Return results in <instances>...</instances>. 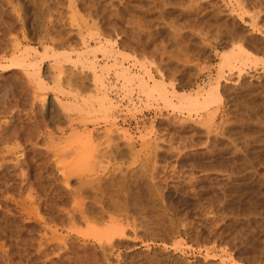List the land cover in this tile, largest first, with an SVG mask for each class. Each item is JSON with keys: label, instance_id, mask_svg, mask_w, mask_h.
I'll return each mask as SVG.
<instances>
[{"label": "rangeland", "instance_id": "1", "mask_svg": "<svg viewBox=\"0 0 264 264\" xmlns=\"http://www.w3.org/2000/svg\"><path fill=\"white\" fill-rule=\"evenodd\" d=\"M7 1L0 0V20L5 19L0 21L1 29L14 32L7 33V37L16 35L21 40L20 25H24L27 40L21 41V48L25 46L31 52L32 61L42 59V77L46 80L28 82L20 67L11 69L0 61V148L14 150L4 151L7 161H1L7 167L0 168V264H51L38 251L42 227L35 219L43 216L60 221L70 205L83 204L122 207L121 211L111 207L115 218L124 224L129 220L136 223L135 227L126 226L124 245L105 251L104 264H264V0ZM7 37L0 38L2 45H6ZM239 47L240 53L235 51ZM229 54L236 58L230 56V62L223 61ZM117 67L133 73L130 82L117 73ZM58 69L61 73L55 78L53 72L56 74ZM141 82H145L143 88L139 87ZM154 83L168 92L160 93ZM89 93L95 97L107 95L112 101L113 105H108L111 108H105L107 116L100 101H96L98 106L95 97L89 99ZM208 93V105L192 103L193 106L187 98ZM81 94L90 101L94 99L93 105L89 101L85 106L92 110L98 106L95 114H101H89L91 121L93 117L96 121H86L87 126L81 128L91 129L100 147L109 141L117 143L125 157L99 155L96 164L85 165L66 153L68 157L62 155L58 166L45 153L29 150L38 125L48 119L66 123L67 111L76 116L75 111L65 108L74 101L82 103ZM53 96H57L59 105L54 101L48 114L44 104ZM18 143L30 151L27 161L20 162L23 174L22 168L14 167V161H10L15 155L21 157L14 148ZM61 166L71 179L67 183H63ZM74 167L80 169L74 173ZM108 168L112 171L107 172ZM125 214L129 219L124 218ZM82 224L78 226L81 230L87 227ZM91 247L86 250L91 252L87 258L80 257L82 250L80 254L72 252L65 263L92 264L98 259L103 264V258L99 259L102 253ZM97 261L94 264H100Z\"/></svg>", "mask_w": 264, "mask_h": 264}, {"label": "bare ground", "instance_id": "2", "mask_svg": "<svg viewBox=\"0 0 264 264\" xmlns=\"http://www.w3.org/2000/svg\"><path fill=\"white\" fill-rule=\"evenodd\" d=\"M4 1V0H3ZM7 1V0H6ZM14 1V0H13ZM24 1V0H23ZM20 2V1H19ZM237 2V1H236ZM7 3H9V1H7ZM15 3V2H14ZM18 3V2H17ZM241 3V2H240ZM10 4V3H9ZM26 4V3H25ZM12 5V4H11ZM239 5V4H238ZM257 5V4H256ZM248 6V5H247ZM247 6H246V9H247ZM251 6V5H250ZM262 6V5H261ZM1 7V6H0ZM216 7V6H215ZM253 7V6H252ZM262 7H264V6H262ZM8 8V7H7ZM14 8V7H13ZM214 8V7H213ZM243 8V7H242ZM15 9V8H14ZM7 10V9H6ZM22 10V9H21ZM31 10V9H30ZM252 10V9H251ZM213 11H215V10H213ZM19 12V11H18ZM17 12V13H18ZM232 12V11H231ZM16 13V12H15ZM2 14V13H1ZM13 14V13H12ZM255 14V13H254ZM19 15V14H18ZM23 15V14H22ZM33 15V14H32ZM10 16V15H9ZM25 16V15H24ZM23 16V17H24ZM256 16V15H255ZM2 17V16H1ZM0 17V18H1ZM3 17H5V16H3ZM14 17H16L15 19L17 20V19H19V16H14ZM21 17V16H20ZM23 17H21V18H23ZM10 18V17H9ZM20 18V19H21ZM41 18H42V16H41ZM219 18V17H218ZM254 18V17H253ZM4 20L5 19H3L2 18V20H0V21H3L4 22ZM23 20V19H22ZM40 20V19H39ZM194 20H195V18H194ZM1 23V22H0ZM95 22H93L92 23V25L94 24ZM4 24V23H3ZM96 24V23H95ZM197 24V23H196ZM5 25V24H4ZM192 25V24H191ZM198 25V24H197ZM17 26V25H16ZM24 25L23 24H21L20 25V34H21V40L19 39V40H17V37H16V35H14V37H11V36H8L7 37V33H10L11 31L9 30V29H1V25H0V36L2 37V36H5V37H7L6 38V45H2V42H1V40H0V61H1V63L2 62H4L3 63V65L4 66H9V68H11V69H13V68H15V67H20L19 69H22V72H23V74L25 75V77L26 78H28L27 79V81L29 82V80L31 81L32 79H34V81H36V82H39V83H41L42 82V80H46V78H44V77H42L43 76V72L41 71V62H42V59H39L38 61L36 60V61H32L31 59V55L29 54V53H31V52H29V51H27L26 50V47L24 48L23 46V48H21V45H20V43H21V41H23V40H27V36H26V30H25V28L23 27ZM228 26V25H227ZM230 26V25H229ZM42 27V26H41ZM177 27H178V25H177ZM180 27V26H179ZM198 27V26H197ZM206 27V26H205ZM210 27V26H209ZM45 28V27H44ZM50 28V27H49ZM192 28V27H191ZM11 29V28H10ZM15 29V28H14ZM13 29V30H14ZM56 29V28H55ZM60 29V28H59ZM110 29V28H109ZM114 29V28H113ZM128 29V28H127ZM131 29V28H130ZM129 29V30H130ZM230 29V28H229ZM232 29V28H231ZM234 29V28H233ZM120 30V29H119ZM201 30V29H200ZM204 30V29H203ZM62 31V30H61ZM114 31V30H113ZM126 31V30H125ZM205 31V30H204ZM218 31V30H217ZM28 32V31H27ZM89 32H90V30H89ZM98 32V31H97ZM137 32V31H136ZM201 32V31H200ZM199 32V33H200ZM12 33H14V32H12ZM12 33H10V35L12 34ZM59 33V32H58ZM122 33V32H121ZM192 34V33H191ZM119 35V34H118ZM127 36V35H126ZM131 36V35H130ZM231 36V35H230ZM0 37V38H1ZM20 37V36H19ZM79 37V36H78ZM90 37H91V35H90ZM133 37V36H132ZM65 38V37H64ZM119 38V37H118ZM2 39V38H1ZM57 39V38H56ZM88 39V38H87ZM140 40V39H139ZM84 41V40H83ZM125 41V40H124ZM99 42V41H98ZM134 42V41H133ZM127 43V42H126ZM131 43V42H130ZM137 43V42H136ZM5 44V43H4ZM82 44H83V42H82ZM98 44V43H97ZM53 45V44H52ZM63 45V44H62ZM76 45H78V44H76ZM75 45V46H76ZM100 45V44H99ZM28 46V45H27ZM44 46V45H43ZM49 46V45H48ZM64 46V45H63ZM62 46V47H63ZM29 47V46H28ZM68 47V46H67ZM137 47V46H136ZM242 47V46H241ZM31 49H32V47H30ZM29 48V49H30ZM43 49H44V47H42ZM41 48V49H42ZM91 48H93V47H91ZM238 48V47H237ZM30 49V50H31ZM67 49V48H66ZM89 49V48H88ZM87 49V50H88ZM95 48H93V53L94 52H96V50H94ZM97 51H99V49L100 48H98L97 47ZM107 49H109V48H107ZM111 49V48H110ZM109 49V50H110ZM232 49H234V48H232ZM240 49H242V48H240L239 47V49L238 50H235V51H238L239 53H240ZM109 50H107L108 51V53L110 54L111 52H112V50L113 49H111V52H109ZM37 51V50H36ZM60 51V50H59ZM59 51H56L57 52V54H59V55H61L60 53H59ZM62 51V50H61ZM60 51V52H61ZM75 51V50H74ZM90 51V50H89ZM234 51V50H233ZM33 52H35V51H33ZM39 52V51H38ZM41 52V51H40ZM40 52H39V54H40ZM54 52V51H53ZM63 52V51H62ZM65 52H66V50H65ZM72 52V51H71ZM79 52V51H78ZM81 52H83V51H81ZM80 52V53H81ZM85 52V51H84ZM87 52V51H86ZM85 52V53H86ZM91 52V51H90ZM114 52H116L115 50H114ZM245 51H244V48H243V53H244ZM67 53H69V50H68V52ZM92 53V54H93ZM237 53V52H236ZM33 54V53H32ZM36 54V53H35ZM45 54V53H44ZM82 54V53H81ZM42 55V54H41ZM40 55V56H41ZM52 55V54H51ZM50 55V56H51ZM65 55V54H64ZM103 55V54H102ZM43 56V55H42ZM46 56L47 57H49V55H47L46 54ZM62 56H63V53H62ZM78 56V55H77ZM76 56V57H77ZM231 55L229 54V55H227V56H224L223 57V61H226V62H230V60L229 59H231V57H234V55L233 56H231ZM241 56V55H240ZM36 57V56H35ZM64 57V56H63ZM93 57H96V56H94L93 55ZM56 58H59V57H56ZM113 58H115L114 56H113ZM236 57H234L233 59H235ZM246 58V57H245ZM36 59H37V57H36ZM45 59V58H44ZM64 59H66V58H64ZM70 58H68V60H69ZM121 59V58H120ZM61 60V59H60ZM67 60V59H66ZM76 60H77V58H76ZM81 60V59H80ZM88 60V59H87ZM86 60V61H87ZM91 60H92V58H91ZM90 60V61H91ZM227 60H229V61H227ZM232 60V59H231ZM8 62V64H6L5 65V62ZM31 61H32V63H31ZM58 60H56L55 62H57ZM63 61V60H62ZM61 61V62H62ZM77 61H79V60H77ZM66 62V61H65ZM73 62V61H72ZM51 63V62H50ZM60 63V62H59ZM64 63V62H63ZM75 63V62H74ZM88 63V62H87ZM91 63H93L92 61H91ZM91 63H89V64H91ZM104 63V62H103ZM57 64V63H56ZM99 64V63H98ZM120 64V63H119ZM119 64H116L117 66L119 65ZM228 64V63H227ZM230 64V63H229ZM3 65H0V67H2ZM60 65H62V63L61 64H59V66ZM76 65V64H75ZM100 65V64H99ZM115 65V66H116ZM51 66V65H50ZM106 66V65H105ZM123 66V65H122ZM233 66V65H232ZM48 67V66H47ZM94 67V66H93ZM120 67V66H119ZM127 67V66H126ZM51 68V67H50ZM95 68V67H94ZM99 68V67H98ZM101 68V67H100ZM118 68V67H117ZM61 69V68H60ZM60 69H58V72H56V74L53 72V76L56 78V77H58L59 76V73H61V70ZM93 69V68H92ZM96 69V68H95ZM119 69V68H118ZM127 68H123V67H121L119 70H117L118 72V74L119 75H121V76H123L124 77V79H131V76H132V74H129L128 72L129 71H127L126 70ZM100 70V69H99ZM54 71V70H53ZM109 71V70H108ZM108 71H106V73L108 72ZM147 71V70H146ZM15 72V71H14ZM21 72V71H20ZM149 72V71H148ZM22 74V73H21ZM94 74V73H93ZM150 74H152V73H150ZM136 75H137V73H136ZM136 75H134L135 76V78H136ZM46 76V75H45ZM53 76H50V77H52L53 78ZM98 76V75H97ZM49 77V78H50ZM94 78H95V76H93ZM100 77V76H99ZM150 77V76H149ZM151 77H153L152 75H151ZM59 78V77H58ZM134 78V79H135ZM5 79V78H4ZM69 79H70V77H69ZM98 79V78H97ZM133 78H132V80H134ZM137 79V78H136ZM135 79V80H136ZM52 80V79H51ZM67 80V79H66ZM98 80H102V79H98ZM134 80V81H135ZM142 80V82H143V79H141ZM140 79L139 80H136V82L137 81H141ZM162 80V79H161ZM26 81V80H25ZM33 81V80H32ZM23 82V81H22ZM27 82V83H28ZM36 82H35V84H36ZM52 82V81H51ZM128 82H130V80H128ZM127 82V83H128ZM142 82H141V86H139L138 85V83H137V85L141 88L142 86H144L145 85V82H144V85L142 84ZM154 82H157V80H155ZM161 82V81H160ZM159 82V86L161 87V83ZM30 83H32V82H30ZM147 83V82H146ZM25 84H26V82H25ZM55 84H57V83H55ZM100 84V83H99ZM155 85H157V83H154ZM33 85V84H32ZM38 85V84H37ZM41 85V84H40ZM71 85V84H70ZM152 85H153V83H152ZM34 86V85H33ZM42 86V85H41ZM93 86H94V83H93ZM213 86V85H212ZM8 87V86H7ZM36 87V86H35ZM44 87H45V85H44ZM130 87V86H129ZM153 87H155V86H153ZM157 87H158V85H157ZM163 87V86H162ZM161 87V88H162ZM104 88V87H103ZM143 88V87H142ZM145 88H146V86H145ZM148 88V87H147ZM152 87H150V89H151ZM149 89V88H148ZM149 89V90H150ZM215 89V88H214ZM7 90V89H6ZM97 90V89H96ZM99 90V89H98ZM100 90H101V88H100ZM99 90V91H100ZM129 90V89H128ZM143 90V89H142ZM142 90L140 89V91L142 92ZM152 90V89H151ZM158 90L160 91V93H162V92H165V91H162V90H160L159 89V87H158ZM165 90V89H164ZM211 90V89H210ZM103 91V90H102ZM105 91V90H104ZM131 91V90H130ZM147 90H145V92H146ZM162 91V92H161ZM171 91H173V90H171ZM206 91V90H205ZM98 92V91H97ZM168 92V91H167ZM167 92H165V93H167ZM170 92V91H169ZM174 92H176V91H174ZM6 93V92H5ZM32 93H34V91L32 92ZM102 93V92H101ZM100 93V94H101ZM143 93V92H142ZM171 93V92H170ZM13 94H15V93H13ZM98 94V93H97ZM96 94V95H97ZM99 94V96L98 97H95L93 94L92 95H90V93H89V99H90V97L91 96H93V97H95L96 99H95V102L96 101H100V105L102 106L101 107V109L103 108V110H105V108L107 107H109V106H112V105H110L111 103L110 102H112V101H110V99L107 97V95H104V94H101L100 95ZM197 94V93H196ZM9 95V94H8ZM43 95L45 96V93H43ZM42 95V96H43ZM173 95V94H172ZM172 95H170V96H172ZM180 96H181V94H179ZM30 96V95H29ZM71 96H73L72 94H71ZM76 96V95H75ZM165 96V95H164ZM185 96H187V95H185ZM211 95H210V93H208L206 96H203V97H201V96H191L190 98L189 97H187L188 99H189V101L191 102V104L193 103L194 105L195 104H206L209 100V97H210ZM213 97H214V94L212 95ZM40 97V96H39ZM57 97V96H56ZM56 97H54L53 96V98L51 97V99H48V103H46V104H44V100L42 101V104H44V105H46L47 107V110H48V114L51 112V106L54 104V101L56 102L57 101V104H58V102H59V99L58 98H56ZM84 96H82V94H81V96H80V100L79 101H81V99H83V102L82 103H75L74 104V102H73V104H72V106H69L68 108H65L66 110L65 111H67V110H73V111H75L76 112V116H73V114L71 115V113H69L68 111L65 113L64 112V116L67 118V120H66V123H63V124H61L60 122H53V121H51L50 119H48V120H43L42 122H43V124H42V126H40V125H38L37 126V130H36V135H35V139H34V142H33V144H32V146H30V148H29V150L31 151V149H32V151H38L39 153H45L46 155H44V156H50V157H52L54 160H52V161H55L56 163L55 164H57L60 160H61V156L62 155H64V154H72L73 156H75L74 157V160H77L76 162H78V163H80V164H82V162H83V164H92L95 160L97 161L99 158H100V156H104V157H106V158H108V156L109 157H116V156H122V155H124L125 153L123 152L124 150H122L121 149V147L119 148L118 147V145H116V144H111L110 143V141L109 142H107L106 140V142H107V144L105 145V146H103V147H100L101 146V144H100V142H94V139H93V133H92V131H91V129H89L90 131H87L86 130V128H81V126L82 125H84V127L85 126H87V123H86V121L87 122H90L91 121V116L93 115L92 114V112H94V114H95V110H97V108L96 107H98L99 105H98V102H96L97 103V105L98 106H96L95 107V110H92L90 107H89V109H88V106H85L86 105V103H88L90 100H88L87 98L85 99V97L83 98ZM20 98V97H19ZM34 98V97H33ZM75 98V97H74ZM77 98V97H76ZM75 98V99H76ZM92 98V97H91ZM186 98V97H185ZM98 99V100H97ZM109 99V100H108ZM181 99H183V98H181ZM17 100H18V98H17ZM92 100H94V99H91V101ZM77 101V100H76ZM90 101V102H91ZM9 102V101H8ZM71 102V101H70ZM212 102V101H211ZM72 103V102H71ZM92 103V102H91ZM108 103V104H107ZM180 103V102H179ZM210 103V102H209ZM41 104V105H42ZM56 104V103H55ZM60 104H61V102H60ZM64 104V103H63ZM69 104V103H68ZM94 104V102L92 103V105ZM107 104V105H106ZM183 104V103H182ZM192 104V105H193ZM59 105V104H58ZM67 105V104H66ZM89 105V104H88ZM91 105V104H90ZM89 105V106H90ZM91 105V106H92ZM109 105V106H108ZM180 105H181V103H180ZM185 105V104H184ZM193 105V106H194ZM203 105V106H204ZM206 105H208V104H206ZM35 106V105H34ZM40 106V105H39ZM68 106V105H67ZM66 106V107H67ZM191 106V105H190ZM25 107V106H24ZM181 107V106H180ZM206 107V106H205ZM100 108V107H99ZM107 108H106V110H107ZM111 107H109L108 109H110ZM184 108V107H183ZM195 108V107H194ZM199 108V107H198ZM7 109V108H6ZM94 109V108H93ZM190 109V108H189ZM62 110V109H61ZM106 110L103 112L104 114H105V116H107L106 115ZM9 111V110H8ZM98 111V110H97ZM96 111V112H97ZM110 111V110H109ZM12 112H14V111H12ZM18 112V111H17ZM99 112V111H98ZM100 112H101V110H100ZM11 114V113H10ZM42 114V113H41ZM89 114H92V115H90L89 116ZM104 114H102V115H104ZM108 114V113H107ZM34 115V114H33ZM39 115V114H38ZM75 115V114H74ZM96 115V114H95ZM97 115H101V114H97ZM97 115H96V117H97ZM64 117V118H65ZM90 118V119H87V118ZM36 118V117H35ZM45 118V117H44ZM79 119V120H77V119ZM94 118V120H95V117H93ZM20 120V119H19ZM76 120L77 121H79V123L78 122H76ZM90 120V121H89ZM93 120V121H94ZM35 121V120H34ZM93 121H91V122H93ZM96 121V120H95ZM5 123V122H4ZM35 123V122H34ZM82 123V124H81ZM35 129V128H34ZM86 130V131H85ZM5 131V130H4ZM31 131V130H30ZM1 132V131H0ZM26 133V132H25ZM33 133H35V132H33ZM9 134V133H8ZM5 136V135H4ZM10 136V135H9ZM95 136V135H94ZM97 137V136H96ZM99 137V136H98ZM101 137V136H100ZM10 138V137H9ZM26 138V137H25ZM2 140H4V141H9V139L7 138V137H2L1 138ZM33 139V138H32ZM107 139H109V138H107ZM14 140V139H13ZM18 142V141H17ZM16 142V143H17ZM112 142H113V140H112ZM13 143V142H12ZM4 145H5V143H4ZM15 145V144H14ZM14 145H10V146H13L14 147ZM17 145V144H16ZM37 145H39L38 147H37ZM100 145V146H99ZM19 143H18V145H17V147L15 146L14 148H17L18 150H19V153L21 154V157H23V158H21V157H19V156H17L16 157V155H15V157H14V159L11 157V159H13V160H10V161H14V167H17V168H19L21 165V161H22V164H23V161L25 162V161H27V159H26V157H27V154H28V149L26 150V147L24 146V147H22V146H20V148H19ZM6 147H8L7 145H6ZM5 147V148H6ZM223 147V146H222ZM4 148V149H5ZM6 150V151H5ZM5 150H3V148L1 149L0 148V168L1 167H3V169L5 168V167H7V164L4 162L6 159H4V151L5 152H12V151H14V150H12L10 147L9 148H6ZM17 151V150H16ZM29 151V152H30ZM126 151V150H125ZM18 152V151H17ZM183 152V151H182ZM249 152V151H248ZM16 154V153H15ZM18 154V153H17ZM66 154V155H67ZM179 154H180V152H179ZM231 154V153H230ZM250 154V153H249ZM19 155V154H18ZM43 155V154H42ZM100 155V156H99ZM176 155H177V153H176ZM37 156V155H36ZM221 156V155H220ZM6 157V156H5ZM67 157H68V155H67ZM71 157V156H70ZM69 157V158H70ZM98 157V159H96ZM104 157H102V158H104ZM124 157H125V155H124ZM177 158H178V156H176ZM21 158V159H20ZM52 158H50V159H52ZM111 158H109V160L111 159ZM118 158V157H117ZM49 159V160H50ZM65 160H67L66 158H64ZM63 159V160H64ZM262 159H264V158H262ZM1 160H4V161H1ZM102 160V159H101ZM101 160H99V162L101 161ZM104 160V159H103ZM106 160H108V159H106ZM115 160V159H114ZM214 160V159H213ZM7 161V160H6ZM9 161V162H10ZM30 161V160H29ZM70 161V160H69ZM112 161V160H111ZM31 162V161H30ZM40 162V161H39ZM61 162V161H60ZM67 162V161H66ZM66 162H64V165L65 164H67ZM90 162V163H89ZM104 162H105V160H104ZM108 162V161H107ZM106 162V163H107ZM8 163V162H7ZM10 163H13V162H10ZM10 163L8 164V166L10 165ZM37 163V162H36ZM50 163V162H49ZM95 163V162H94ZM93 163V164H94ZM211 163V162H210ZM90 164V165H91ZM96 164V163H95ZM101 164V163H100ZM6 165V166H5ZM58 165V164H57ZM72 165L73 166H75L73 163H72ZM72 165H71V167H72ZM89 165V166H90ZM99 165V164H98ZM97 165V166H98ZM102 165V164H101ZM103 165H104V163H103ZM107 165V164H106ZM5 166V167H4ZM11 166H13V165H11ZM42 166V165H41ZM59 166V165H58ZM77 166V165H76ZM80 166V165H79ZM82 166V165H81ZM84 166V165H83ZM105 166V165H104ZM112 166V165H111ZM13 167V168H14ZM67 167V166H66ZM69 168L68 170H69V172H71L72 171V168ZM85 167V166H84ZM93 167V166H92ZM208 167V166H207ZM211 167V166H210ZM20 168H22V167H20ZM54 168V167H53ZM55 168H57V167H55ZM62 168V166L61 167H59V170ZM76 167H74V173H76V170L78 169H75ZM89 168H91V166L89 167ZM98 168H100V167H98ZM113 168V167H112ZM29 169V168H28ZM70 169H71V171H70ZM79 169H80V167H79ZM78 169V170H79ZM86 169H87V166H86ZM91 169H93V168H91ZM103 169V168H102ZM2 170V169H1ZM7 170V169H6ZM77 170V171H78ZM97 170V169H96ZM110 170V168H108L107 169V172ZM154 170V169H153ZM18 171V170H17ZM20 171V170H19ZM83 170H81V171H79V172H82ZM93 171V170H92ZM104 171V170H103ZM110 171H112V170H110ZM152 171V170H151ZM150 171V172H151ZM22 174H23V168H22ZM41 172V171H40ZM72 172V173H73ZM84 172V171H83ZM87 172V171H86ZM91 172V171H90ZM63 176H62V178H64L63 180V183L64 182H66L67 183V181L70 179L69 177H68V174H66L62 169H61V172H60ZM102 173V172H101ZM153 173V172H152ZM27 174V173H26ZM25 174V175H26ZM81 174V173H80ZM110 174V173H109ZM191 173H189V175H190ZM73 175H76V174H73ZM105 175V174H104ZM106 175H108V173L106 174ZM111 175V174H110ZM78 176V175H77ZM101 176V175H100ZM47 177V176H46ZM92 177V176H91ZM191 177V176H190ZM81 182H83V179H84V177H82V174H81ZM89 178V177H88ZM107 178V177H106ZM112 178V177H111ZM58 179V178H57ZM77 179V178H76ZM86 179H87V177H86ZM193 179V178H192ZM52 180V179H51ZM62 180V179H61ZM71 180V179H70ZM79 180V179H78ZM87 180H89V179H87ZM96 180V179H95ZM111 180V179H110ZM186 180V179H185ZM190 180H191V178H190ZM21 181V180H20ZM19 181V182H20ZM32 181V180H31ZM77 181V180H76ZM84 181H86V180H84ZM94 181V180H93ZM16 182V181H15ZM49 182V181H48ZM87 182V181H86ZM91 182V181H90ZM136 182V181H135ZM165 182V181H164ZM190 182V181H189ZM194 182V181H193ZM28 183V182H27ZM31 183V182H30ZM78 183H80V182H78ZM93 183H95V182H93ZM114 183V182H113ZM112 183V184H113ZM122 183V182H121ZM155 183V182H154ZM153 183V185H155ZM159 183V182H158ZM8 184V183H7ZM15 184H17V183H15ZM43 184V183H42ZM83 184V183H82ZM81 184V185H82ZM88 184V183H87ZM123 184V183H122ZM26 185V184H25ZM29 185V184H28ZM47 185V184H46ZM55 185V184H54ZM65 185V184H64ZM89 185V184H88ZM121 185V184H120ZM137 185V184H136ZM3 186V185H2ZM32 186V185H31ZM66 186V185H65ZM68 186V185H67ZM80 186V185H79ZM95 186H97V185H95ZM101 186V185H100ZM156 186V185H155ZM235 186V185H234ZM237 186V185H236ZM119 187V186H118ZM254 187V186H253ZM92 188H93V186H92ZM91 188V189H92ZM107 188V187H106ZM151 188V187H150ZM68 189V188H67ZM156 189H158V188H156ZM190 189V188H189ZM26 190H29V189H26ZM37 190V189H36ZM104 190V189H103ZM107 190V189H106ZM151 190H153V189H150V191ZM193 190V189H192ZM196 190V189H195ZM207 190V189H206ZM24 191V190H23ZM82 191V190H81ZM84 191V190H83ZM82 191V192H83ZM92 191H94V190H92ZM127 191V190H126ZM149 191V190H148ZM154 191H155V188H154ZM224 191V190H223ZM1 192V191H0ZM12 192V191H11ZM41 192V191H40ZM78 192H79V190H78ZM97 192V191H96ZM158 192H159V190H158ZM161 192V191H160ZM196 192V191H195ZM26 193H27V191H26ZM26 193H25V195H26ZM31 193V192H30ZM29 193V194H30ZM75 193V192H74ZM80 193V192H79ZM86 193V192H85ZM93 193V192H92ZM114 193V192H113ZM126 193V192H125ZM132 193H133V191H132ZM3 194V193H2ZM6 194H7V192H6ZM5 194V195H6ZM9 194H10V192H9ZM35 194V193H34ZM41 194V193H40ZM95 194V193H94ZM93 194V195H94ZM112 194V193H111ZM19 196H20V194H18ZM23 195H24V193H23ZM36 195V194H35ZM81 195V194H80ZM84 195V194H83ZM88 195V194H87ZM101 195V194H100ZM3 196H4V194H3ZM9 196V195H8ZM16 196V195H15ZM28 196V195H27ZM74 196V195H73ZM102 196V195H101ZM139 196V195H138ZM161 196H162V194H161ZM11 197V196H10ZM22 197V196H21ZM20 197V198H21ZM29 197H30V195H29ZM36 197V196H35ZM58 197V196H57ZM89 198H90V196H88ZM99 197V196H98ZM135 196L133 195V198H134ZM144 197V196H143ZM229 197V196H228ZM239 197V196H238ZM248 197V196H247ZM2 198V197H1ZM13 198H14V196H13ZM16 198H18V197H16ZM24 198H25V196H24ZM24 198H22V200L24 199ZM64 198V197H63ZM75 199H76V197H74ZM136 198V197H135ZM159 198V197H158ZM193 198V197H192ZM11 199V198H10ZM27 199V198H26ZM30 199V198H29ZM36 199V198H35ZM55 199V198H54ZM57 199V198H56ZM83 199H85V198H83ZM94 199H95V196H94ZM184 199V198H183ZM211 199V198H210ZM233 199V198H232ZM16 200V199H15ZM21 200V199H20ZM37 200V199H36ZM73 200V199H72ZM77 200V199H76ZM86 200H87V198H86ZM92 200H93V197H92ZM110 200V199H109ZM164 200V199H163ZM223 200V199H222ZM225 200V199H224ZM231 200V199H230ZM14 201V200H13ZM17 201V200H16ZM28 201H30V200H28ZM59 201V200H58ZM61 201V200H60ZM79 201V200H78ZM82 201V203L84 202V200H81ZM89 201V200H88ZM94 202H96L95 200H93ZM241 201V200H240ZM25 202V200L23 201V203ZM40 202V201H39ZM86 202V201H85ZM106 202V201H105ZM111 202H112V200H111ZM132 201H130V203H131ZM224 202V201H223ZM1 203V202H0ZM7 203V202H6ZM19 203V202H18ZM22 203V202H21ZM71 203V202H70ZM69 203V204H70ZM76 203V202H75ZM79 203V202H78ZM90 203V202H89ZM129 203V204H130ZM213 203H215V202H213ZM228 203V202H227ZM234 203V202H233ZM25 204H27V203H25ZM25 204H23V205H25ZM52 204H53V202H52ZM66 204V203H65ZM80 204V203H79ZM86 204V203H85ZM103 204V203H102ZM3 205V204H2ZM6 205V204H5ZM63 205V204H62ZM61 205V206H62ZM114 205V204H113ZM131 205H132V203H131ZM131 205H129L130 207H131ZM227 205H229V204H227ZM232 205V204H231ZM34 206V205H33ZM116 206V205H115ZM113 207V206H110V205H70L68 208L69 209H66L67 211H64V212H66L65 213V217L62 219V217H61V220L60 221H58V220H56V221H54V219H48L47 217H43L42 215V217H37L35 220H38L39 221V224H41L40 226L42 227V230H41V234H40V236L38 237L39 239V242L37 243L38 245H37V247H38V251L40 252V253H42L47 259H48V262H51V264H52V262H57L58 261V263L59 264H66L65 262V259L67 258V261L69 262V259H70V257H69V254L71 253L72 254V252L73 253H76V254H78L81 250L85 253H81V255H80V257L81 256H83V258L85 257V258H87L88 257V254L87 253H91V252H86V250H87V248L89 247H91V246H93L94 248H97L98 250H99V253L101 252L102 254H100L101 256H100V258H99V256L98 257H96L95 259H97V258H99V259H101V257H102V255L104 256L106 253H105V251L108 249V248H110L109 250H111V249H113V248H119L120 246H122V245H124V236H125V234H126V226H128L129 227V225L131 226H134L135 227V225H136V223L134 222V220H129V221H131V222H129V221H127L126 222V224H124L121 220H119L118 218L116 219L115 218V216L113 215V213L115 212V211H113V209L115 210V209H118L119 211H121V210H123L122 209V207L120 208L119 206H117V207ZM255 206V205H254ZM10 207H12V206H10ZM27 207V206H26ZM38 207V206H37ZM113 209H112V208ZM136 207V206H135ZM140 207H141V205H140ZM30 208V207H29ZM35 208H36V206H35ZM40 208H41V206H40ZM48 208V207H47ZM64 208V207H63ZM120 208V209H119ZM133 208V207H132ZM229 208V207H228ZM3 209V208H2ZM7 209V208H6ZM19 209V208H18ZM21 209V208H20ZM27 209V208H26ZM34 208H32L31 210L34 212L35 210H33ZM37 209V208H36ZM39 209V208H38ZM38 209L36 210V211H38ZM112 209V210H111ZM127 209V208H126ZM230 209V208H229ZM4 210V209H3ZM17 210V209H16ZM143 210H145V209H143ZM225 210V209H224ZM11 211V210H10ZM18 211V210H17ZM30 211V210H29ZM32 211H30V212H32ZM128 211V210H127ZM126 211V212H127ZM135 211V210H134ZM173 211V210H172ZM181 211V210H180ZM188 211V210H187ZM9 212V211H8ZM21 212V211H20ZM29 212V213H30ZM32 212V213H33ZM184 212V211H183ZM218 212V211H217ZM222 212V211H221ZM220 212V213H221ZM232 212V211H231ZM236 212V211H235ZM7 212H5V214H6ZM22 213V212H21ZM35 213V212H34ZM37 213V212H36ZM39 213V212H38ZM46 213V212H45ZM49 213V212H48ZM117 213V212H116ZM180 213V212H179ZM40 214V213H39ZM64 214V213H63ZM115 214V213H114ZM2 215V214H1ZM36 215H38V214H36ZM134 215H136L137 216V214H134ZM206 215H207V213H206ZM205 215V216H206ZM45 216V215H44ZM63 216V215H62ZM19 217V216H18ZM57 217V216H56ZM60 217H58V218H60ZM221 217H222V215H221ZM21 218V217H20ZM23 218V217H22ZM34 218V217H33ZM105 218H107V220H105ZM124 218H128L129 219V217L127 216V214H125L124 215ZM143 218V217H142ZM32 219V218H31ZM127 219V220H128ZM134 219V218H133ZM139 219V218H138ZM181 219V218H180ZM221 219V218H220ZM21 220V219H20ZM30 220V219H29ZM105 220V221H104ZM123 220V219H122ZM34 221V220H33ZM37 221V222H38ZM99 222L97 225H100V226H98V229H97V225L96 226H94V224H96V222ZM181 221V220H180ZM179 221V222H180ZM195 221V220H194ZM82 222L84 223V224H86L87 225V227L89 228L88 229V231L86 230L87 229V227L85 228V229H83V230H81L80 229V227H78L79 226V224H80V226L82 227ZM137 222H140V221H137ZM152 222V221H151ZM32 223V222H31ZM35 223V222H34ZM53 223V224H52ZM142 223V222H141ZM144 223V222H143ZM78 224V225H77ZM82 224V225H81ZM104 226V227H102L101 228V226L102 225ZM184 224V223H183ZM191 224V223H190ZM2 225V224H1ZM201 225V224H200ZM7 227V226H6ZM96 227V228H95ZM100 227V228H99ZM127 227V228H128ZM15 228V227H14ZM23 228V227H22ZM80 230H79V229ZM143 228V227H142ZM168 228V227H167ZM2 229V228H1ZM7 229V228H6ZM19 229V228H18ZM36 229V228H35ZM92 229H94V230H92ZM130 229V228H129ZM154 229V228H153ZM159 229V228H158ZM193 229V228H192ZM30 230V229H29ZM92 230V231H91ZM133 230V229H132ZM164 230V229H163ZM169 230H170V227H169ZM33 231V230H32ZM39 231V230H38ZM87 231V232H86ZM162 231V230H161ZM174 231V230H173ZM12 232V231H11ZM19 232V231H18ZM40 232V231H39ZM90 232H92V233H90ZM97 232V233H96ZM176 232V231H175ZM186 232V231H185ZM14 233V232H13ZM134 233V232H133ZM147 233V232H146ZM193 233V232H192ZM27 234H29V233H27ZM34 234V233H33ZM20 235V234H19ZM93 236V238L92 237H90V236ZM191 235V234H190ZM189 235V236H190ZM154 236V235H153ZM192 236V235H191ZM195 236V235H194ZM23 237V236H22ZM26 237V236H25ZM94 237H96V240H95V238ZM198 237V236H197ZM18 238V237H17ZM21 238V237H20ZM137 238V237H136ZM154 238H155V236H154ZM16 239V238H15ZM33 239V238H32ZM36 239V238H35ZM126 239V238H125ZM2 240V239H1ZM23 240V239H22ZM34 240V239H33ZM37 240V241H38ZM139 240V239H138ZM17 241V240H16ZM28 241V240H27ZM36 241V240H35ZM142 241V240H141ZM26 242V241H25ZM149 242V241H148ZM27 243V242H26ZM146 243V242H145ZM1 244V243H0ZM109 246V247H107V245ZM3 245V244H2ZM76 245H79V246H81V248H79L78 246H76ZM91 245V246H90ZM19 246V245H18ZM116 246V247H115ZM128 246V245H127ZM3 247V246H2ZM5 247V246H4ZM20 247V246H19ZM31 247V246H30ZM37 247H36V251H37ZM93 247H91V249L93 248ZM5 248H7V247H5ZM18 248V247H17ZM24 248V247H23ZM22 248V249H23ZM88 248V249H89ZM3 249V248H2ZM10 249H11V247H10ZM20 249V248H19ZM32 249V248H31ZM4 250V249H3ZM8 250H9V248H8ZM94 250V249H93ZM108 250V251H109ZM114 250V249H113ZM119 250V249H118ZM24 251V250H23ZM22 251V252H23ZM35 251V250H34ZM79 251V252H78ZM89 251V250H88ZM96 251V249L94 250V252ZM21 252V253H22ZM7 253V252H6ZM28 253V252H27ZM117 253V252H116ZM80 254V253H79ZM82 254H84V255H82ZM93 254V253H92ZM92 254H90V255H92ZM96 254V253H95ZM95 254H93L94 256H95ZM0 255H2V254H0ZM20 255V254H19ZM18 255V256H19ZM35 255V254H34ZM55 255V256H54ZM73 255V254H72ZM72 255H70L71 257H72ZM92 255V256H93ZM43 256V257H44ZM54 256V257H53ZM92 256H91V258H92ZM106 256V255H105ZM30 257V256H29ZM44 257V258H45ZM79 257V256H78ZM119 257V256H118ZM162 257V256H161ZM163 257H165V256H163ZM2 258V257H1ZM10 258V257H9ZM77 258V257H76ZM82 258V259H83ZM103 259V261L104 260H106L107 258L106 257H102ZM105 258V259H104ZM123 258V257H122ZM131 258V257H130ZM134 258V257H133ZM82 259H77V260H82ZM93 259H94V257H93ZM92 259V260H93ZM136 259V258H135ZM6 260V259H5ZM33 260V259H32ZM74 260V259H73ZM77 260H75V261H77ZM83 260H87V259H83ZM89 260V259H88ZM87 260V261H88ZM98 260V259H97ZM96 260V261H97ZM126 260V259H125ZM132 260V259H131ZM166 260V259H165ZM71 261V260H70ZM89 261H91V260H89ZM88 261V262H89ZM95 261V260H94ZM95 261V262H96ZM102 261V262H103ZM43 262V261H42ZM46 262V261H45ZM74 262V261H73ZM72 262V263H73ZM78 262V261H77ZM85 262V261H84ZM84 262L82 263H80V264H84ZM94 262V263H95ZM97 262H99V260L97 261ZM157 262V261H156ZM156 262L154 263V264H156ZM26 263V262H25ZM33 263V262H32ZM86 263V262H85ZM91 262H89V264H90ZM94 263H92V264H94ZM100 263V262H99ZM105 263V261L103 262V264ZM132 263V262H131ZM160 263V262H159ZM162 263V262H161ZM14 264V263H13ZM46 264V263H45ZM57 264V263H56ZM67 264H69V263H67ZM70 264H71V262H70ZM79 264V263H78ZM88 264V263H87ZM97 264V263H96ZM101 264V263H100ZM106 264H109V263H106ZM111 264V263H110Z\"/></svg>", "mask_w": 264, "mask_h": 264}]
</instances>
